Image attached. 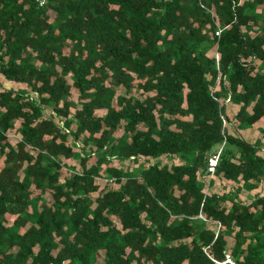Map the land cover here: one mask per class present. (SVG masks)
<instances>
[{"label":"trees","instance_id":"trees-1","mask_svg":"<svg viewBox=\"0 0 264 264\" xmlns=\"http://www.w3.org/2000/svg\"><path fill=\"white\" fill-rule=\"evenodd\" d=\"M44 1L0 0V264H264V0Z\"/></svg>","mask_w":264,"mask_h":264},{"label":"built area","instance_id":"built-area-1","mask_svg":"<svg viewBox=\"0 0 264 264\" xmlns=\"http://www.w3.org/2000/svg\"><path fill=\"white\" fill-rule=\"evenodd\" d=\"M35 1L38 3V5L40 7L44 6V4H45L44 0H35ZM220 33H221V31L218 29L215 32V35L218 37L220 35ZM220 151H221V148L208 155L206 171H207L208 176H210V177H213V175H214L215 167H216L218 160H219ZM198 218L201 219L202 221L208 223V221L202 215H199ZM213 226H214V231L216 232V235H217L219 228H220V224L218 222H213ZM204 253L215 264H238V262L234 259V257L228 252H223V258L220 261L211 257L207 253V249H204Z\"/></svg>","mask_w":264,"mask_h":264},{"label":"rangeland","instance_id":"rangeland-1","mask_svg":"<svg viewBox=\"0 0 264 264\" xmlns=\"http://www.w3.org/2000/svg\"><path fill=\"white\" fill-rule=\"evenodd\" d=\"M2 82H3V80H2V78L0 77V84H1ZM258 128H264V119L260 120V121L254 126V133H253V134H258V133H259V132L256 130V129H258ZM8 136H9V139H10L12 142H14L15 140L18 139L17 136H16L15 134H13L12 132H10ZM125 166L133 167V164L130 163V162H128V163H126V164H123V167H125ZM207 181H208V180H206V182H207ZM100 183L103 184V183H105V181H100ZM215 183H217L216 186H215L216 191L220 192L221 190H225V189H227V187L224 188L223 185H222L221 183H219V181L216 180V179H214V185H215ZM206 184H207V183H206ZM239 198H240V200H241L242 202H244V201H246L247 199H250V198H251V195L246 194L245 192H241Z\"/></svg>","mask_w":264,"mask_h":264},{"label":"crops","instance_id":"crops-1","mask_svg":"<svg viewBox=\"0 0 264 264\" xmlns=\"http://www.w3.org/2000/svg\"><path fill=\"white\" fill-rule=\"evenodd\" d=\"M253 130H254V128H253ZM262 154L264 155V150H263ZM210 179L213 180L214 178H213V177H210ZM213 182H214V180H213ZM219 183H221V184L223 185V187H225V186H226L227 188H229V187L232 188V187H233V185H231V184H230V185H227V184L223 183L222 181H219ZM216 184H217V183H215V185H214V183H213V187H214V188H215ZM215 190H216V189H215ZM221 191H223V190H221ZM209 192H210V190L208 191V193H209Z\"/></svg>","mask_w":264,"mask_h":264}]
</instances>
